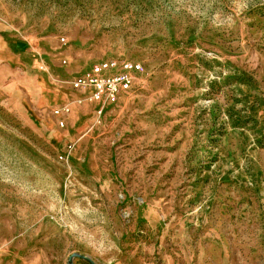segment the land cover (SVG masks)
I'll return each mask as SVG.
<instances>
[{
	"label": "rangeland",
	"instance_id": "374dc122",
	"mask_svg": "<svg viewBox=\"0 0 264 264\" xmlns=\"http://www.w3.org/2000/svg\"><path fill=\"white\" fill-rule=\"evenodd\" d=\"M106 59L145 72L100 115ZM0 250L264 264V0H0Z\"/></svg>",
	"mask_w": 264,
	"mask_h": 264
},
{
	"label": "built area",
	"instance_id": "2783aa9c",
	"mask_svg": "<svg viewBox=\"0 0 264 264\" xmlns=\"http://www.w3.org/2000/svg\"><path fill=\"white\" fill-rule=\"evenodd\" d=\"M61 41L65 43V38ZM63 63L67 64L66 60ZM41 69H44V66H41ZM144 72V66L139 62L128 59H106L77 74L70 81V86L73 91L86 95L91 103L96 104L101 115L106 105L117 103L123 95L133 91L137 76ZM52 114L63 128L67 117L71 114V108L69 105L56 107L52 110ZM59 159L67 161L64 154H61ZM2 255L0 250V258Z\"/></svg>",
	"mask_w": 264,
	"mask_h": 264
},
{
	"label": "water",
	"instance_id": "95a60500",
	"mask_svg": "<svg viewBox=\"0 0 264 264\" xmlns=\"http://www.w3.org/2000/svg\"><path fill=\"white\" fill-rule=\"evenodd\" d=\"M75 257L76 256H72L70 258L69 264H73V261H74ZM82 258L85 259V260H87V261H89L90 263L94 264V262L90 258H87V257H82Z\"/></svg>",
	"mask_w": 264,
	"mask_h": 264
},
{
	"label": "crops",
	"instance_id": "0c3cea01",
	"mask_svg": "<svg viewBox=\"0 0 264 264\" xmlns=\"http://www.w3.org/2000/svg\"><path fill=\"white\" fill-rule=\"evenodd\" d=\"M80 93V92H79ZM82 94V93H81ZM0 264H13V263H6L4 260L0 259Z\"/></svg>",
	"mask_w": 264,
	"mask_h": 264
}]
</instances>
